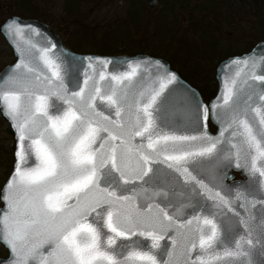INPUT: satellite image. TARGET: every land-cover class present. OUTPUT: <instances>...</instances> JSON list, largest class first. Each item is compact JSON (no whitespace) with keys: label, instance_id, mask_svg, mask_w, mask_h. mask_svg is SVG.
<instances>
[{"label":"snow or ice","instance_id":"6c2138e0","mask_svg":"<svg viewBox=\"0 0 264 264\" xmlns=\"http://www.w3.org/2000/svg\"><path fill=\"white\" fill-rule=\"evenodd\" d=\"M6 27L23 36L15 20ZM55 48L18 43L19 63L0 88V106L18 138L0 216L9 255L0 264H264V57L226 66L237 71L224 81L223 103L212 105L222 124L212 137L164 130L169 86L178 77L158 61H124L127 70L107 72L112 61L87 57L83 86L70 91L64 65L83 61ZM180 87L190 101L185 123L196 131L209 108ZM221 156L255 178L234 195L193 175ZM160 164L211 207L195 200L184 218L137 203L135 182L160 183ZM166 237L170 245L161 244Z\"/></svg>","mask_w":264,"mask_h":264},{"label":"water","instance_id":"95a60500","mask_svg":"<svg viewBox=\"0 0 264 264\" xmlns=\"http://www.w3.org/2000/svg\"><path fill=\"white\" fill-rule=\"evenodd\" d=\"M145 3L148 7L153 8L158 6L159 0H145ZM12 20H15L24 29L22 37H17L14 32H10L7 29L6 26L11 23ZM0 33L6 41L7 45L10 47L14 56L13 62L3 66L0 69V88H3L5 86V79L12 74V70L15 68V65L19 63L20 53L17 51L18 43L21 47L25 48L28 47V42H30L31 44H35L37 47H50L52 44H55L56 48L53 50L55 54L59 55L61 52L69 53L72 57L75 58L76 61H83L82 66L79 63H77L75 66H69L67 63L64 65L65 83L68 85L70 91H78V88L76 87L77 82H79L80 86H83L84 71L85 68H87V57L93 58L94 61H112V63L108 65L107 69H104L107 72H119L127 70V64H124V61H158L160 64L167 67L170 71L174 72L178 77L177 84L169 86V90L174 89L167 105V114L170 127H166L164 130L176 131L177 134L187 135H195L198 134V132H207L209 136H219L222 129V124L213 114L212 105L216 104L221 97V94L224 90L225 79L234 75L235 71H237V67L235 65H231L230 67L226 66L230 65L231 61L235 59L252 57L259 63L260 58L264 57V40H260L257 41L249 51L241 53L239 55L228 56L220 60L214 71V79L217 84L216 92L214 96L208 100V102H204L199 91L195 87L191 86L183 78H181L177 71L172 69L169 62L164 58L151 56L146 53H139L135 55H101L97 53H77L66 47L63 44L59 34L54 31L48 24L34 18H21L17 16H11L1 23ZM96 67L97 71L101 70V66L99 64H97ZM180 84H183L184 86L194 90L200 104L202 106H208L209 108V119L205 122L201 117L198 129L196 131H194L191 126H187L185 123L186 116L190 107V101L186 96L184 89L180 87ZM167 94L168 93L166 91L165 95ZM54 103L59 104L61 102L54 100ZM219 103L222 104V100H219ZM97 104L98 107H100V109L104 111L106 115L109 114V110L107 109L106 104H103L99 100L97 101ZM0 114L7 122L13 138V162L11 171L0 189V216H2L3 211L6 209V202L3 200V193L7 182L10 180L12 174L14 173L16 165V151L18 148V138L16 129L12 126V121L4 114L2 106H0ZM113 118H115L114 115ZM209 122L215 128L213 132H211L208 128ZM139 140L140 138L137 137L136 141L139 142ZM224 147L226 148L227 146L225 145ZM154 167H159L160 169H162L161 182L157 184H143L142 181H136L135 187L136 191L139 193L136 200L137 203L141 205H146L147 203L160 204L161 207L167 208L169 214L181 215L184 218H190L193 214L191 205L195 202V200H199L201 204L207 203V205L211 207V201H207L204 195L195 196L194 192L192 191L193 185H185L183 177H181L173 170L168 169L167 165L160 164L155 165ZM235 172H239L241 176L240 179H233ZM193 175H197L199 179H203L205 184H208L209 187H214L215 190L221 191L222 193L230 191L232 195L235 194V191L240 188L242 184H247L249 181H253L255 179L246 170L237 168L234 162L229 163L228 160L223 158V156H221L219 159L205 161L204 168L199 172L194 171ZM128 187L131 189L133 185H129ZM196 191H200V189L197 187ZM165 193L167 195H165ZM257 198H259V193L257 194ZM235 203L236 202L234 201V204ZM261 207V205L257 204L256 209H254L253 211L258 213ZM213 211H215V209H213ZM238 211H241V213H243V209H238ZM133 239L137 238L134 237ZM139 239L142 243L150 244V241H144L143 238ZM166 243L170 245V240H168L167 237L164 241H161L162 245ZM0 244L7 250L9 255L8 248L3 243V241H0ZM4 260L0 259V261Z\"/></svg>","mask_w":264,"mask_h":264},{"label":"trees","instance_id":"16d2710c","mask_svg":"<svg viewBox=\"0 0 264 264\" xmlns=\"http://www.w3.org/2000/svg\"><path fill=\"white\" fill-rule=\"evenodd\" d=\"M82 1L92 0H64V10L68 15H77L80 12ZM161 1L165 5L163 8L165 11L174 12L179 7L177 10L182 11L187 20L184 31L198 35L199 41H188L178 35H173L175 30L171 31L169 25H164L163 21H167L170 12L160 14L157 9H149L142 0H130L129 9L125 12L124 18H116L118 20L112 25L102 26V31H97L102 43L98 50L92 53L101 55L146 53L164 58L182 78L196 87L203 100L207 101L216 90L214 76L204 81L206 87L203 89L191 82L185 73L176 68L175 64L180 62L186 69L189 68L196 74L192 65L188 64L191 62L193 64L195 61L199 67L202 65L203 56L208 55L213 58L215 69L220 59L246 52L256 41L264 40V0ZM23 15H25L23 17L40 19L29 9L24 10ZM227 33L230 36H227ZM63 42L73 51L78 46L66 43L64 40ZM230 44H233L234 47L240 44L243 45V48L239 52L234 50L233 54L222 55L221 50L232 48ZM194 47L199 50L198 55H196L197 49ZM209 128L213 129L210 124Z\"/></svg>","mask_w":264,"mask_h":264},{"label":"rangeland","instance_id":"374dc122","mask_svg":"<svg viewBox=\"0 0 264 264\" xmlns=\"http://www.w3.org/2000/svg\"><path fill=\"white\" fill-rule=\"evenodd\" d=\"M63 1L64 0H0V24L11 16H25L23 15V11L29 9L30 12L38 15V18L50 24L66 43L69 42L78 45V49L75 48L76 52L92 53L98 50V47H100L102 43L100 42L101 40L98 37L99 34H97V31L101 30L102 26L112 25L118 20L116 18L123 17L130 5V0L82 1L80 12L77 15H68L64 10ZM142 1L146 5L145 0ZM164 7L165 5L159 0L158 6L148 8L151 10L157 9L160 14L169 13L170 11H165V9H163ZM178 8L179 7H177V9ZM177 9L174 12H170L167 21L163 20L164 25L167 26L168 24L171 31L175 30L173 35H178L188 41H199L198 35L192 34L189 31H184L187 20L184 13ZM227 36H230V34L227 33ZM230 46L232 48L223 49L220 53L222 55H228L229 53L233 54L234 50L239 52L243 48V45L240 44L235 47L233 44H230ZM185 47H188V45H185ZM197 47L194 48L197 49ZM128 51L131 52L129 49ZM199 53L197 49L196 55ZM11 60L12 56L8 50V45L0 34V67L9 63ZM201 63L202 65L199 67H197L195 61L193 64L192 62L188 64L189 66L192 65L196 74L191 72V69H186L180 62H177L175 66L185 73L191 82L204 89L206 87L204 81L214 76L215 63L213 58L208 55L203 56V61ZM7 127L6 121L0 115V186L6 178L12 162L13 138L11 131Z\"/></svg>","mask_w":264,"mask_h":264},{"label":"flooded vegetation","instance_id":"af4514ba","mask_svg":"<svg viewBox=\"0 0 264 264\" xmlns=\"http://www.w3.org/2000/svg\"><path fill=\"white\" fill-rule=\"evenodd\" d=\"M8 50L10 51L11 56H12V60L9 62V63H11V62L14 60V57H13L12 51H11V49H10L9 47H8ZM6 64H8V63H6ZM6 64H4V65H6ZM4 65H3V66H4ZM3 66H2V67H3ZM2 67H0V69H1ZM7 128H9V127H7ZM9 130H10V129H9ZM12 162H13V150H12ZM12 162H11V165H10L9 172L7 173V176L9 175V173H10V171H11ZM7 176H6V178H7ZM6 178H5V180H6ZM239 178H240L239 173H238V172H235V173H234V176H233V179H239ZM5 180L3 181V183L5 182ZM3 183H2V185H3ZM2 185L0 186V189H1ZM0 206H1V202H0ZM7 257H8V252H7V250L4 249L3 246L0 244V259H1V260H4V259H6Z\"/></svg>","mask_w":264,"mask_h":264}]
</instances>
